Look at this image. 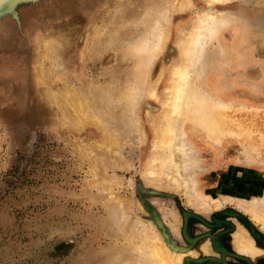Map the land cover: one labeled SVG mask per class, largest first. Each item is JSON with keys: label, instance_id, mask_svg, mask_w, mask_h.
<instances>
[{"label": "rangeland", "instance_id": "374dc122", "mask_svg": "<svg viewBox=\"0 0 264 264\" xmlns=\"http://www.w3.org/2000/svg\"><path fill=\"white\" fill-rule=\"evenodd\" d=\"M164 1L172 36L152 60L148 86L160 70L170 72L180 57L179 39L208 5V0H193L190 6L184 0ZM164 1H24L0 17V264L117 263V253L129 259L135 244L152 237L153 231L165 246L151 207L173 241V224L184 221L185 248L196 240L192 232L209 233L210 225L224 221L216 216L230 217L241 226L231 239L243 233L262 250L255 262L239 251L247 254H235L236 264H264V0L216 5L240 19L238 38L221 31L192 83L215 93L207 106L215 100L218 104L215 110L209 106L208 114L219 126L216 138L209 140L205 131L187 126L197 163L179 179L186 182L190 176L188 188L193 196L194 191L200 194L192 197L195 206H201L199 198L206 203L221 200L218 206L200 209L188 202L187 187L172 183L173 188L147 173L148 161L156 155L145 111H153L158 124L164 106L147 98L146 77L133 84L145 92L134 104L142 120L140 134L128 130L118 102L102 101L104 93L114 94L131 80L122 56L134 52L130 41L135 36L139 40L144 31L151 18L147 10ZM167 74L170 79L171 72ZM78 92L87 100L79 99ZM168 97L167 90L163 105ZM111 114L115 116L110 119ZM252 201L262 205V218L246 209ZM188 219L194 222L187 228ZM135 229L141 232L138 237ZM190 262L182 259L179 264Z\"/></svg>", "mask_w": 264, "mask_h": 264}, {"label": "bare ground", "instance_id": "6f19581e", "mask_svg": "<svg viewBox=\"0 0 264 264\" xmlns=\"http://www.w3.org/2000/svg\"><path fill=\"white\" fill-rule=\"evenodd\" d=\"M229 1L230 0H208L207 1L208 5L206 4L207 5L206 10L199 12L198 15L192 19V22L190 23V27H188V30L185 33H183V36L178 41L180 57L170 69V72H171L170 79H168V74H167V73H170L169 71L165 72L164 70H160L159 74L158 75L156 74L157 76L155 77L153 81L150 82L149 86L147 85V82H146L147 77H148V71L151 67L152 60L154 59V57L157 55V53L161 51V48L163 44L166 42V40L170 36H172L170 34L171 26H172V19H171L170 14L168 13L167 6L164 5L165 3H168L167 1H164L162 4L161 3L156 4V7L154 11L152 12L148 13V10H147L146 15H148L151 18L147 22L144 31L139 34V40L135 36L133 37L132 41H130V45L134 47V52L125 53L121 59L122 61L126 63V65H128L126 67L129 68L128 75L131 77V80L126 81L120 90L116 89L117 91L114 94L111 93V90H109L110 92L108 93L106 92L102 96L103 98H105V99H102V101L105 102L106 104L112 105L113 102L114 103L118 102L119 107H120L121 116L124 118V120L126 121V124H128L129 126L128 130H131L134 133L137 132V134L138 133L140 134V131L142 132L141 130L142 120L138 113L137 108L134 107V104L136 100L138 99V97L142 98L145 95V92L141 91L139 88L138 90H135L133 84L137 81L139 77H143V76L146 77L144 86L145 87L147 86V89H146L147 98H149L153 102H156L160 107L164 106L161 111L158 124H155L153 120L155 116L154 112L152 111L153 114H151V112H148V110L145 111L146 115L149 116L151 119L149 121L153 128L152 130L153 135L151 137V141L153 142L152 149H153V152L155 151V155L158 158L157 162H155V160L157 159L156 157H154L151 160V163H149V161L147 160L148 161L147 173L149 174L151 172L153 174L155 173L154 176H158L156 177V179H159V180L165 179L164 183L167 182L166 184L168 185L169 183L170 185L172 183H175L176 187H178L177 184L180 185L179 187H182V185L187 187V189L184 187L183 188L184 190L185 189L187 190L186 194L188 193L187 200L189 203H191L194 200L192 197H194L195 195L196 196L194 198L199 197L200 194L198 195L199 192L197 193L194 191L193 193H196V194H194L193 196V194L191 193L192 191L190 189L191 185L188 188L187 182L188 183L192 182V180L190 179V176L188 177L189 180L187 178L185 179L186 182L184 180L179 179L182 176L181 175L182 172L183 173L188 172L189 170L193 168L195 163H197V161L194 159L196 158L195 156L196 150L193 151L194 147L191 144V142L187 139L188 137L187 126H190L191 129L195 130L196 132L198 131V133L205 131V133L209 136V140L211 139V137H213V139L214 137L216 138V135L219 134L217 133L219 126L215 121H213L214 116L208 117V114L211 110L209 106H212L213 110H215L214 108H217L216 106L218 105L217 101L215 100L214 102L211 101V104L207 106L209 104L208 102L210 101L209 99L212 97L213 98L216 97L215 93L212 90L203 89L204 87L202 88L200 87V85L199 86H197V84L192 85V83L194 82V80L196 83L197 82L196 80L199 79L198 77L201 75L200 73L203 71L202 69L200 71V67H205L202 64L204 63L206 59V53L210 51L209 49L211 47V44L214 41H217L219 39L221 31L227 29L228 32L231 33L233 38L235 39L238 38L237 36L238 30H235V29H236L238 22H240V19H237L236 16H234L232 13H229L227 9L224 11L222 10L220 11L218 10L216 6L217 4H226ZM184 3L190 6V5H193V0H184ZM241 23H243V21ZM177 28L179 29V27ZM177 32L178 30L176 31V33ZM259 35H261V33H259ZM240 40L242 41L243 37ZM223 51L224 49L222 48L221 53ZM192 73L194 75L193 78H192ZM166 83H168L167 88L165 85ZM142 89H143V86H142ZM167 90L169 92V97L167 98L165 104L163 105L164 93H166ZM76 95L81 100L82 99L84 101L85 99L87 100V98H85V96L81 95L79 92ZM112 97H114L113 101L111 100ZM146 106L149 107V105H146ZM154 108L157 109L156 107H151L150 110H155ZM110 109H113V108L110 107ZM217 109L216 111H218ZM218 115L219 114H217V116ZM114 116L115 114H111V116L109 117L111 119V117H114ZM101 124L102 126L105 125L103 123ZM106 126H109V125H106ZM127 140L128 139H126V141ZM215 143L218 145L219 141L217 143L215 140ZM247 154L248 153H246V155ZM102 162H103V159H102ZM160 182L164 184L162 180L159 181V183ZM155 183H158V181ZM172 186L174 185L172 184L171 187ZM173 188H175V186ZM191 188L193 189V184ZM199 199H200V202L199 203L197 202V204L199 205L201 204V206H195L196 205L195 201H194L195 205L193 203H191V205L193 204L196 208L199 207L200 209V207L204 208L205 205L206 207H208L207 206L208 204H213L215 206H218L221 203V200L218 197L211 198L209 203H206L204 199L203 200H201V198ZM261 199H262L261 203L263 204L264 198L262 197ZM255 200L253 199V201ZM253 201L247 204L246 209H248L251 214L253 213L255 215V218L260 219L262 217H259L260 215L259 212L262 209L261 207L262 205L253 203ZM261 220H264V217ZM138 223H140L139 225L141 227L146 226L144 223H142V221H139ZM157 225L161 226L162 223L158 221ZM240 227L241 226H237V228H240ZM148 228H151V227H148ZM148 228H147V231H148ZM131 232L133 233L134 231H131ZM137 232L134 234L138 237L139 234L141 235V232H138V233ZM160 232L162 231L160 230ZM242 234L232 239L233 241L232 243L237 248V250L245 251L248 254L253 255L254 258H255V255L262 254L261 248L257 246L255 242H253V239H251V237L247 235H242ZM188 240L190 241V239ZM133 249L135 252L130 254L129 259H126L125 253H122V251H120L121 255H120V252L117 253L119 254L118 256L120 257V258L118 257L119 259L117 260H121V261L120 262L116 261L117 263L112 262L111 264H114V263L123 264L125 261L126 262L129 261L131 262V264H142L141 261L143 259H145L144 260L145 262L143 264H154V263L155 264H179L182 262V259L184 260V258L187 257L188 253L190 252L195 253L194 251L189 249V247L185 249H180L179 251V250L171 249L167 244H165V246L164 244L162 245L161 239L154 231L152 233V237H149V238L146 236L142 237L140 239V242L135 244ZM198 250H204V246L199 247ZM121 256H123L122 259H121ZM133 256L135 257L134 259H133ZM142 256L144 257L143 259H141ZM139 258L141 259V261Z\"/></svg>", "mask_w": 264, "mask_h": 264}, {"label": "flooded vegetation", "instance_id": "af4514ba", "mask_svg": "<svg viewBox=\"0 0 264 264\" xmlns=\"http://www.w3.org/2000/svg\"><path fill=\"white\" fill-rule=\"evenodd\" d=\"M216 218H221L224 221L219 222L217 225H210L209 221L204 222L205 225H207L209 223V225L212 228V229L210 228L211 231L209 233L207 231H204L202 233V235H198V236L194 235V233L192 232L190 234L192 236L191 238H196L194 244L201 238H204V237L209 238V240L211 242V246L213 247L214 251L216 252V255H215L216 260H214V261L219 262L218 264H236V260L234 257L235 254L240 255V256H246V255L237 253V252H235V250H231L233 247V244L230 242L232 240L231 239L232 236H230V233L235 228V225L233 224L230 217H223V216L218 217V216H216ZM221 219H219V220H221ZM225 220H226V222H225ZM192 222H194L192 219H188L187 228L191 225ZM200 232H202V231H200ZM193 245H191V246H193ZM222 255H224V259H221ZM229 258H231V259H229ZM240 264H242V263H240Z\"/></svg>", "mask_w": 264, "mask_h": 264}, {"label": "crops", "instance_id": "0c3cea01", "mask_svg": "<svg viewBox=\"0 0 264 264\" xmlns=\"http://www.w3.org/2000/svg\"><path fill=\"white\" fill-rule=\"evenodd\" d=\"M231 220H232L233 224L235 225V228L230 233V236L233 237L234 233H236L237 223L233 219H231ZM179 224H180L179 226H177L176 224H173L174 226H172V228L174 230L173 231L174 232V234H173L174 237H172V238L175 239V242H177V244L179 246H184L183 243H182V240L185 241L184 240L185 237L183 236V233H182V229H183L182 228V224H184V221H181ZM179 233H180V237H179ZM230 242L232 243L233 241L231 240ZM203 246H204V250H198L199 247H203ZM210 246H211V242H210L209 238H207V237L199 239L193 246H190L189 249H191L192 251L195 252V254L188 253V254H190V256H188V257L192 258L190 264H218L219 262H216V261L199 262L197 260L199 257H203V256H207V255H214V256L216 255V252L214 251L213 247L212 246L210 247ZM231 250H235V252L240 253V254H247V253H243V252L237 251L234 247H232ZM247 256L255 262L256 261L255 259L258 258L260 255L256 256L255 258L253 256H251L250 254H247ZM257 264H260V263H257Z\"/></svg>", "mask_w": 264, "mask_h": 264}, {"label": "water", "instance_id": "95a60500", "mask_svg": "<svg viewBox=\"0 0 264 264\" xmlns=\"http://www.w3.org/2000/svg\"><path fill=\"white\" fill-rule=\"evenodd\" d=\"M28 2V1H35V0H0V17L7 14V13H12L14 6L18 3V2ZM32 134H34V132L32 131ZM153 193H157V191L153 190ZM150 212L153 215V221L155 223V225L159 228V230H161L162 232L161 235L164 237V239L166 240V244L173 250H179L182 248H185L183 246H179L175 243V241H173L171 239V235L169 233V231L166 229L165 225H161L158 226L156 222L161 221V217L159 216L157 210L155 208H150ZM161 219V220H160ZM163 221V220H162ZM164 224V223H163ZM192 258L190 257H185L184 261L186 263H189L191 261Z\"/></svg>", "mask_w": 264, "mask_h": 264}]
</instances>
